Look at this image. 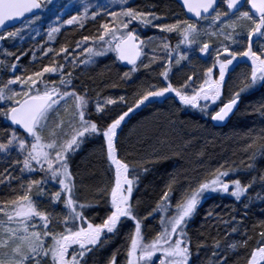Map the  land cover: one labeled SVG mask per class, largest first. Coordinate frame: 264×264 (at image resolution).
Instances as JSON below:
<instances>
[{
  "label": "snow or ice",
  "instance_id": "1",
  "mask_svg": "<svg viewBox=\"0 0 264 264\" xmlns=\"http://www.w3.org/2000/svg\"><path fill=\"white\" fill-rule=\"evenodd\" d=\"M180 3L194 20L178 18L172 23H154L162 17L147 8L131 7L129 0H119V11L98 5L89 12V6L84 4L83 12L78 11L68 19L67 25L84 28L89 18L95 21L102 14L111 20L100 23L96 34L73 41L75 47L71 51V45L59 50L42 49V66L31 72L24 69L21 74H16L21 57L27 53L17 55L3 51L0 69L7 78L0 80V117L8 122L11 131H5L0 137V154L7 158V165L0 171V185L11 188L14 180L21 182L18 189H13L20 194L0 202V264H90L97 252L122 235L126 221L132 222L133 230L125 237L127 247L123 264H191L193 255L198 256L201 249L209 246L214 264H229L227 250L247 249L253 240L256 246L247 253L245 264H264V222L259 225L257 237L245 231L244 239L226 246L222 245L218 229L223 225L230 228L229 234L239 232L242 220L237 221L234 215L222 219L209 211L206 224L213 219L217 221L215 225H209L217 229V236L201 233L203 238L198 239L195 246L187 230L202 202L210 195L228 194L240 202L257 182L256 177L246 184L239 178L227 180L233 170L221 165L195 185L189 183L173 203L172 195L179 183L173 176L155 208L148 213V216L154 213L160 216L159 230L150 240L145 239L143 232L148 216L141 217L133 203L140 172L118 155L117 139L118 129L130 113L146 102L174 94L180 105L198 109L212 121L223 122L234 113L242 94L257 84H264V42H261L264 41V0H180ZM49 5L54 7L55 0H0V42L21 37L24 23L31 27L41 18L39 13ZM203 21L207 22L206 26L202 25ZM15 22H20V27L8 30ZM138 26H152L165 34L174 33L179 42L173 48L168 36L145 40L139 35ZM60 30V27H50L48 40L52 41ZM213 44H216L214 55ZM181 45L189 50L200 45L199 53L212 56V63L199 76L193 72L184 83L174 86L169 73L173 53H179ZM110 52L118 61L132 66L130 72H124L123 78L131 79V73L137 72L141 65L144 69L158 65L163 68L159 75L168 82L163 87L149 85L138 91L133 106L108 117L110 122L100 124L87 118L91 111L89 98L86 92L76 89L74 73L79 64H93L96 57ZM80 56H86V59L81 60ZM11 57L14 60L8 62ZM44 58H48L47 63H43ZM238 58L250 62V72L240 80L238 90L225 100L226 76ZM187 59V53L178 54L175 64L180 65ZM35 61L36 53L33 52L32 62ZM118 101L126 103L124 96L118 100L108 97L103 102L97 99L95 112L104 119L108 106L117 105ZM61 108L66 113L71 109L68 121L62 118ZM257 110L264 117V104ZM66 127L71 129L70 133L65 131ZM90 137H100L105 142L106 160L112 173V182L99 190L95 204L80 202L69 166L71 153ZM249 140L246 151H251L250 159L254 160L257 154L264 156V129ZM13 153L16 154L14 159ZM161 159L158 154H153L148 163ZM246 167L253 169V164ZM17 168L19 177L15 175ZM143 171L147 172L148 168L143 167ZM34 173L42 175L39 179L31 178ZM25 174L29 176L26 182L23 181ZM258 179L264 183V175H259ZM61 205L62 210L58 212ZM100 207L104 214L97 222V218L90 217L86 210ZM119 254L117 249L100 264H121Z\"/></svg>",
  "mask_w": 264,
  "mask_h": 264
},
{
  "label": "trees",
  "instance_id": "2",
  "mask_svg": "<svg viewBox=\"0 0 264 264\" xmlns=\"http://www.w3.org/2000/svg\"><path fill=\"white\" fill-rule=\"evenodd\" d=\"M129 5L133 8L150 9L165 18H170L176 13L179 18H182L181 9L173 0H136ZM100 21L89 19L84 28L72 25L56 33L52 41L47 39L38 44H34L26 36L0 42V58L4 50L15 52L17 55L22 52L27 53L21 57L16 74H21L24 69L31 72L34 68L42 66L40 60L42 49L53 47L59 50L62 46L71 45V51L75 47L73 41L80 40L86 35L96 34ZM140 30L145 31L146 36L150 35L149 38L153 40L167 36V34L159 33V30L144 27H140ZM168 39L170 46L175 48L174 36L170 35ZM146 51L149 50L146 49ZM33 52L36 53L35 63L32 62ZM178 54L173 53V65L169 73L170 82L174 86L184 83L186 77L193 74L185 69L182 70V62L180 65L175 64ZM149 55H151L150 51ZM160 55L165 54L160 53ZM142 59L147 62L146 58ZM12 60L14 57L8 58V62ZM47 62L48 58H44L43 63ZM198 63V65H203L205 60L200 58ZM208 66H211V63L199 66V75ZM162 70L163 68L158 65H153L152 69H144L141 65L137 72L131 73V79H125L123 74L130 72V69H123L115 56L106 55L98 57V63L93 68L86 69L83 64H79L74 73L73 82L76 89L81 93L86 92L89 98L91 111L87 118L104 124L110 122L108 117L121 114L128 107L133 106L138 91L149 85L166 86L168 81H164L159 75ZM249 72L250 62L239 58L234 61L226 76L225 100L232 92L238 90L240 80ZM6 78L7 75L0 69V80ZM120 96L125 97L126 103L118 101L117 105L108 106L107 115L101 119V114L95 112L96 100L103 102L108 97L118 100ZM240 99L237 111L222 128L214 127L210 118L198 109L180 105L174 98V94H166L165 98L154 99L151 103L146 102L145 105L135 109L118 129V155L140 172V180L133 193V203L141 217L148 216V213L155 208L173 176L179 181L177 191L172 195L173 203L189 183L195 185L221 165L231 167L233 170L232 175L226 178L227 180L239 178L242 184H246L252 178H257V182L240 202L228 194H213L202 202L198 214L192 218L187 229L193 239V246L198 239L203 238L201 233L204 236H208L209 233L211 236H217V229L209 227V225H215L217 221L213 219L206 224V214L209 211H213L215 216L222 219H229L234 215L237 221L242 220V227L237 233L229 234L230 228L219 226V237L222 245L225 246L244 239L245 231L248 235L257 237L259 225L264 222V183L258 179L259 175H264V156L257 154L253 160L250 159L251 151H246V145L250 142L249 137L259 134L261 129H264V117L257 110L261 104H264V84H257L242 94ZM60 111L62 118L68 121L70 119L68 112H64L63 108ZM5 131H11V129L8 127V122L0 117V137H3ZM65 131L70 133L71 129L66 127ZM153 154H158L162 159L159 162L148 163L153 158ZM15 157L16 154L13 153L12 158ZM249 163L253 164V169L246 167ZM6 165L7 158L4 154H0V171ZM69 165L75 180V194L78 199L81 202L97 203L99 190L109 186L112 182V173L109 171L106 160V145L102 138L90 137L85 140L69 158ZM143 167H147L148 171L144 172ZM15 175L18 177L20 175L18 168ZM41 175L34 173L31 178L39 179ZM28 179V174H25L23 181L26 182ZM20 182L14 180L11 188L0 185V202L15 198V195L20 194L19 191L13 192V189L19 188ZM58 208L62 209L61 206ZM86 211L90 217H96L97 222H99V216L104 214L103 207ZM159 225L160 216L158 214L148 216L144 221L143 229L146 240H150L155 235L159 230ZM132 230V222L126 221L121 229L122 235L115 237L107 247L97 252L91 258L90 264H100L101 261H106L117 249L120 250L118 259L123 264L127 247L125 237ZM211 243L209 239L208 244L211 245ZM255 246V240H253L247 249L242 247L234 250L228 249L226 254L229 257V264H245L247 253ZM191 264H214L211 258V247L201 249L198 256L193 255Z\"/></svg>",
  "mask_w": 264,
  "mask_h": 264
},
{
  "label": "rangeland",
  "instance_id": "3",
  "mask_svg": "<svg viewBox=\"0 0 264 264\" xmlns=\"http://www.w3.org/2000/svg\"><path fill=\"white\" fill-rule=\"evenodd\" d=\"M135 1L136 0H129V4L133 3ZM84 4H87L89 6V12L94 10L98 5L107 6V8L109 10H115V11L120 10V8L118 7L119 6V0H55V6L53 7L52 5H49V8L42 10L39 13L41 18L38 21H36L31 27L28 26L27 22L24 23V31L22 32L21 36H26L27 38H30L34 44H38L41 41L47 40L48 39L47 32H48V29L50 27H60V29L63 30L67 27L72 26V25H67L65 22L68 19H70L72 16L77 15L78 11H79V13H82L83 12L82 5H84ZM101 12L103 13V8H101ZM177 14L178 13L173 14L172 16H170V18L169 17L168 18L162 17L161 21H154V23H163V22L172 23L176 19L179 18ZM97 19L101 20L100 23H103L106 21H110L111 17L102 14L101 16H98ZM179 19H182V18H179ZM201 23L204 26L207 25L206 21H203ZM140 27H144V26H138L137 27V31H138L139 35L141 36V38L147 40L150 35L146 36L145 31L142 32L140 30ZM144 28L158 31L157 28H154L152 26H148V27H144ZM158 32L161 33L160 31H158ZM163 34H165V33H163ZM170 35L174 36V40H175L174 44L177 45L179 42V37L174 33L173 34H167V36H170ZM175 38H177V40ZM204 39H207V38H204ZM215 39L216 38H213V40H215ZM220 39H222V37ZM218 43H219V41H216V44H218ZM216 44L212 45L213 55H214ZM199 46L200 45H194L193 50H189V49L185 48L183 45H181V47L179 49V54L187 53V55H188V59L182 61V65H181L182 70L185 69L187 72H192V73L195 72L196 75H199V69H200L199 66H203V65L206 66L207 64L209 65L210 63H212V56H202L198 51ZM77 55H79V50H77ZM107 55L115 56V54L111 53V52L108 53ZM200 58L205 60V63L203 65H198L199 64L198 61ZM83 59H86V56H84L81 60H83ZM97 63H98V57L95 58V63L88 64V65L83 64V65L86 69H90V68H93L94 66H96ZM70 113H71V109L69 108L68 117H70ZM74 153L75 152L71 153L70 157ZM51 187H52V185L50 186V188ZM53 190H56V189L53 188ZM80 202H81V200H80ZM83 202H86V201H83ZM41 207L43 208L44 205H41ZM61 207H62V205H61ZM61 210L62 209L57 208L58 212Z\"/></svg>",
  "mask_w": 264,
  "mask_h": 264
},
{
  "label": "water",
  "instance_id": "4",
  "mask_svg": "<svg viewBox=\"0 0 264 264\" xmlns=\"http://www.w3.org/2000/svg\"><path fill=\"white\" fill-rule=\"evenodd\" d=\"M180 7H181V9L183 10V12H184V15H185V17L187 18V19H191V20H194L195 18L194 17H192L191 16V14H187L186 13V9H184L183 7H182V5H181V3H180V0H174ZM20 25V22H15V24L14 25H10L9 26V28H8V30H11V29H13V28H15V27H18ZM119 63H120V65H121V67L123 68V69H131V65H127L126 63H123V62H120V61H118ZM240 102H241V99H240ZM240 102H239V104H238V106H237V108L234 110V113L233 114H230V116L225 120V121H223V122H215V121H212L211 119H210V122H211V124L214 126V127H218V128H222V127H224L228 122H229V120L232 118V116L235 114V112L237 111V109H238V107H239V105H240ZM218 110V109H217ZM20 132H22V130H19Z\"/></svg>",
  "mask_w": 264,
  "mask_h": 264
},
{
  "label": "flooded vegetation",
  "instance_id": "5",
  "mask_svg": "<svg viewBox=\"0 0 264 264\" xmlns=\"http://www.w3.org/2000/svg\"><path fill=\"white\" fill-rule=\"evenodd\" d=\"M174 1V0H173ZM175 2V1H174ZM176 3V2H175ZM177 4V3H176ZM178 5V4H177ZM179 6V5H178ZM180 7V6H179ZM180 9H181V7H180ZM181 13H182V18L183 19H187L186 17H185V15H184V12H183V10L181 9Z\"/></svg>",
  "mask_w": 264,
  "mask_h": 264
}]
</instances>
